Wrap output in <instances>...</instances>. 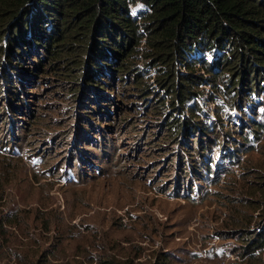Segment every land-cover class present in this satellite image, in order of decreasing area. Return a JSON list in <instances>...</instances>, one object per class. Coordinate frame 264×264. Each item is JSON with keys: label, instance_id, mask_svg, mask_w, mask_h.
Returning a JSON list of instances; mask_svg holds the SVG:
<instances>
[{"label": "rangeland", "instance_id": "rangeland-1", "mask_svg": "<svg viewBox=\"0 0 264 264\" xmlns=\"http://www.w3.org/2000/svg\"><path fill=\"white\" fill-rule=\"evenodd\" d=\"M128 7L135 15L142 5ZM69 66L75 74V62ZM176 68L184 70L180 63ZM33 72L22 84V101L13 99L24 106L10 117L0 108V264L245 262L240 230L252 232L264 222V131L255 132L259 138L249 133L239 151L218 137L201 156L211 171L194 169L168 140L161 114L149 109L163 94L153 71L150 102L130 81L115 80L114 88H104L100 118L80 79L49 68ZM201 87L199 106L226 128H245V112L250 125L251 117L261 120L264 92L245 111L220 92L210 100V85ZM82 91L92 99L87 105H79ZM176 111L182 113L171 107L169 115ZM230 151L238 153L233 160Z\"/></svg>", "mask_w": 264, "mask_h": 264}, {"label": "trees", "instance_id": "trees-1", "mask_svg": "<svg viewBox=\"0 0 264 264\" xmlns=\"http://www.w3.org/2000/svg\"><path fill=\"white\" fill-rule=\"evenodd\" d=\"M129 3L142 7L134 15ZM205 52H210V60ZM64 61L67 71H57ZM70 61L77 65L75 74ZM177 63L184 70L179 71ZM46 68L81 80L83 91L95 96V118L102 115L99 101L108 98L104 88H114L115 80L130 81L135 94L150 102L155 84L148 78L153 71L163 94L149 109L161 114L168 140L180 146L181 161L187 158L194 169L211 171L201 157L210 142L226 137L239 151L249 133L259 138L255 132L264 131V107L261 120L251 117V125L245 112L248 128L238 130L211 119L197 101L201 85L207 84L210 100L220 92L233 108L246 111L253 105L250 100H259L264 92V0H0V96L6 93L1 110L16 112L24 106L13 99L22 101V84L36 75L33 71ZM83 91L79 105L92 101ZM171 107L182 113L169 115ZM10 112L7 117L14 115ZM215 112L214 119L220 120L219 109ZM193 142L196 148L190 146ZM237 155L227 153L230 160ZM239 234L243 264H264V222L252 232L241 228Z\"/></svg>", "mask_w": 264, "mask_h": 264}]
</instances>
